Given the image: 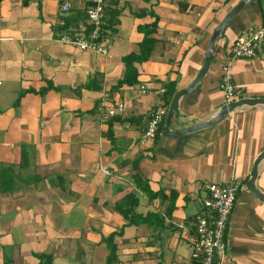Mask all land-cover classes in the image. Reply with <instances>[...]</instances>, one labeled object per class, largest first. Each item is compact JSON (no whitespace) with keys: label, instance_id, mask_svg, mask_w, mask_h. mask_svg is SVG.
<instances>
[{"label":"crops","instance_id":"1","mask_svg":"<svg viewBox=\"0 0 264 264\" xmlns=\"http://www.w3.org/2000/svg\"><path fill=\"white\" fill-rule=\"evenodd\" d=\"M240 1L109 0L101 55L56 41L85 20L82 2L61 12V0H0V264H40L44 256L105 264L112 233L116 264H182L206 185L228 182L238 192L222 264H264V203L245 186L264 150V105L164 134L173 95L197 75L210 34ZM262 24L264 0H248L231 17L207 72L179 99L170 131L208 122L234 101L219 88L226 62L239 98H264V41L251 58L230 56L235 38ZM146 26L156 43L126 81L123 57L139 52ZM117 106L121 115H105ZM160 108L162 122L143 142ZM255 184L264 193V159Z\"/></svg>","mask_w":264,"mask_h":264},{"label":"built area","instance_id":"2","mask_svg":"<svg viewBox=\"0 0 264 264\" xmlns=\"http://www.w3.org/2000/svg\"><path fill=\"white\" fill-rule=\"evenodd\" d=\"M80 1L85 6V20L79 21L73 34L63 33L56 41L62 44L89 50L105 55L108 41L105 36L104 14L109 0H61L59 10L67 12L72 3ZM63 25L64 23L61 22ZM264 41V24L250 27L238 35L230 48V56L235 59L251 58L262 50ZM219 88L224 97L231 101L240 97V91L231 81L229 62L222 67ZM141 91L146 89L142 86ZM121 106L108 108L106 116L121 115ZM165 109L160 108L152 113L142 134V141L153 138L162 122ZM108 173L107 170H104ZM207 196L202 200V209L193 217V234L191 235V250L182 264H222L227 252L226 231L232 209L236 201L238 184L210 183L206 185Z\"/></svg>","mask_w":264,"mask_h":264},{"label":"water","instance_id":"3","mask_svg":"<svg viewBox=\"0 0 264 264\" xmlns=\"http://www.w3.org/2000/svg\"><path fill=\"white\" fill-rule=\"evenodd\" d=\"M248 0H241L238 2L227 14L226 16L219 22V24L214 28L212 33L210 34L208 44H207V49L204 55V61L202 64L201 69L197 73V75L194 77L192 82L186 87L178 90L172 97V100L170 102V105L168 107L166 116H165V123H164V134L165 135H172V134H181L183 132L187 131H193L197 130L209 125L215 124L217 121H219L222 117H224L229 111L242 107V106H254L257 104L264 105V98H239L238 100L231 101L229 103H226L220 107L218 112L215 114V116L209 120L208 122H204L192 127H188L182 130H177V131H170L169 130V125L171 121V117L173 114L177 113L178 110V102L179 99L187 94L192 92L199 82L201 81L202 77L204 74L207 72L212 55L215 51L214 44L215 41L219 35V33L224 29L225 25L230 21L231 17L236 14L242 7H244L247 4ZM264 159V150L261 151L257 157L254 159L251 170H250V176L249 179L245 182L246 188L261 202L264 203V193L261 192L256 184V178L258 175V166L260 162Z\"/></svg>","mask_w":264,"mask_h":264},{"label":"trees","instance_id":"4","mask_svg":"<svg viewBox=\"0 0 264 264\" xmlns=\"http://www.w3.org/2000/svg\"><path fill=\"white\" fill-rule=\"evenodd\" d=\"M156 23H157V17H156V20L151 24V28L155 27ZM148 27H150V26H146L144 28V32H143L144 36H143V39L139 45V52L138 53L132 52V53L123 57V63L125 65V72L127 74L126 81L131 80V78L136 76V69L133 66V63H135V62L141 63V62L147 60L150 56V53L152 52V50L154 48L156 40H154L152 37L149 36ZM132 80L135 81L136 79H132ZM4 170L5 171L7 170L6 173L8 172V169H4ZM4 178H6V177H4V173H3V177L0 179L1 185H3L2 183L5 180ZM145 187H146V185H144V190H147V188H145ZM151 195H154V194L151 193ZM172 198H173V195H172ZM123 214H124V216L127 215L125 212ZM113 238H114L113 233L105 238V241H106V244H107V247L109 250L108 255L106 257L105 264H116L117 263L116 246L113 243ZM42 260L43 261L40 264H51L49 256H44Z\"/></svg>","mask_w":264,"mask_h":264}]
</instances>
